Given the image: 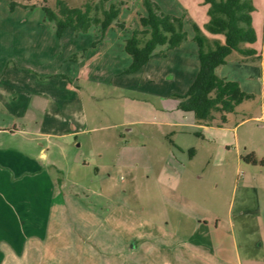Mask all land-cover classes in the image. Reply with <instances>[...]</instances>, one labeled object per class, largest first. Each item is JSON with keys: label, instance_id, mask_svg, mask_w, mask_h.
<instances>
[{"label": "rangeland", "instance_id": "1", "mask_svg": "<svg viewBox=\"0 0 264 264\" xmlns=\"http://www.w3.org/2000/svg\"><path fill=\"white\" fill-rule=\"evenodd\" d=\"M146 1L107 0L119 15L105 32L58 36L43 0H0V148L44 149L63 171H51L61 186L46 234L3 264H264V0H252L256 57L233 51L216 71L252 94L221 126L172 99L199 71L194 25L224 40L207 30L206 0H151L188 39L125 71Z\"/></svg>", "mask_w": 264, "mask_h": 264}, {"label": "trees", "instance_id": "2", "mask_svg": "<svg viewBox=\"0 0 264 264\" xmlns=\"http://www.w3.org/2000/svg\"><path fill=\"white\" fill-rule=\"evenodd\" d=\"M43 0L46 17L55 23L56 33L61 36L70 29L75 33H86L93 26L105 30L118 18L119 10L107 0H86L78 6H69L66 0H54L55 6ZM209 4L207 30L219 37H209L198 25H194L195 41L199 49V71L185 94H176L177 107L193 112L202 124L223 125L227 114L234 112L252 94L244 91L239 82L219 76L217 68L227 63L228 56L238 51L246 56L256 57V50L246 46L254 43L257 33L252 23L255 9L252 0H206ZM147 15L140 21L142 28L135 29L125 39V50L132 57L127 73L137 72L150 60L159 46L175 49L183 45L188 34L181 18L164 12L157 3L147 0ZM125 28L124 24H120ZM193 151V150H192ZM243 158L256 163L254 153Z\"/></svg>", "mask_w": 264, "mask_h": 264}, {"label": "crops", "instance_id": "3", "mask_svg": "<svg viewBox=\"0 0 264 264\" xmlns=\"http://www.w3.org/2000/svg\"><path fill=\"white\" fill-rule=\"evenodd\" d=\"M221 77L228 79L225 74ZM172 99L177 107V100ZM171 124L186 125V122ZM14 130L12 134L18 132L17 128ZM26 139L33 141L32 137ZM192 152L195 153L194 150ZM46 156L44 149L33 154L22 149L0 148V264L11 252L23 255L31 239L44 237L48 230L55 198L61 186L58 185L61 183L60 178L51 171L55 168L63 171L53 163L43 164L42 159ZM244 212L241 209L239 213ZM199 224L203 230L213 228V218L209 220V216L202 215ZM229 225L233 231V215L229 218ZM216 228H219V222Z\"/></svg>", "mask_w": 264, "mask_h": 264}, {"label": "built area", "instance_id": "4", "mask_svg": "<svg viewBox=\"0 0 264 264\" xmlns=\"http://www.w3.org/2000/svg\"><path fill=\"white\" fill-rule=\"evenodd\" d=\"M263 118V117H262ZM264 119V118H263Z\"/></svg>", "mask_w": 264, "mask_h": 264}]
</instances>
